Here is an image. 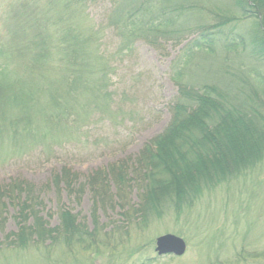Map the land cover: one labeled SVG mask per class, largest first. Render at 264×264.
I'll use <instances>...</instances> for the list:
<instances>
[{
  "label": "trees",
  "instance_id": "obj_1",
  "mask_svg": "<svg viewBox=\"0 0 264 264\" xmlns=\"http://www.w3.org/2000/svg\"><path fill=\"white\" fill-rule=\"evenodd\" d=\"M105 1L110 5L103 26L94 22L88 9ZM231 1L245 19L235 16L232 22L250 25L249 42L242 39L241 44L254 60L263 61L264 0ZM199 8L204 7L197 0H0V169L32 158L41 163L88 162L103 150L126 149L127 138L134 134V124L130 127L128 120L135 113L125 112L116 102L114 63L139 42L161 51L162 40L178 39L191 16L203 13ZM226 22L228 16L220 15L213 28ZM208 28L201 27L202 36ZM107 32L116 43L104 42ZM216 42L202 38L191 48L213 53ZM223 46L230 50L237 45ZM186 71L174 73L178 92L169 105L168 125L143 146L131 173L126 163H116L87 183L102 205L112 203L110 188H115L114 196L130 227L148 225L170 209L180 214L210 188L230 178L247 177L241 172L264 155V89H257L255 82L234 91H229V84L191 85L182 81ZM246 87L249 93L244 92ZM108 125L118 132L116 143L101 137ZM221 141H227L224 153L219 150ZM130 176L140 190L139 202L133 206L126 197L132 188ZM76 183L77 176L66 167L51 180L52 187L61 190L62 186L80 203L84 187L76 191ZM23 186L29 188L22 182L0 188V213L6 200L18 214V232L7 235L0 245L13 254L6 255L7 264L22 257V252L64 248L72 253L82 248L91 253L90 249L114 248L119 243L123 228L114 225L103 233L97 211L91 232L66 210L59 215L60 225L50 229L37 211L41 205H31L38 198L24 192ZM245 256L243 251L235 257ZM260 256L264 259V254Z\"/></svg>",
  "mask_w": 264,
  "mask_h": 264
},
{
  "label": "rangeland",
  "instance_id": "obj_2",
  "mask_svg": "<svg viewBox=\"0 0 264 264\" xmlns=\"http://www.w3.org/2000/svg\"><path fill=\"white\" fill-rule=\"evenodd\" d=\"M197 2L202 3L204 8H199V11L204 10L203 13L200 16H191L184 25L186 31L180 34L178 39L175 37L162 40L161 51L139 42L132 52H125V57L114 63L118 71L113 79L114 89L119 96L116 102L124 107L121 109L125 112L135 113V116L128 120L130 127L134 124V134L127 138L129 145L126 149L120 152L116 151L117 148L113 150L116 152L103 150L104 153L88 162L57 160L41 163L38 158H32L0 169V188L14 182L25 183L29 188L23 186L24 192L30 191L32 196L38 198L31 205H41L35 210L41 213L50 229L60 225L59 215L66 210L91 232L94 229L93 214L97 211L96 218L103 227V233L110 232L114 225L123 228L121 236H116L119 243L114 248L90 249L91 253L88 250L83 251L82 248L73 249L72 253H68L64 248L42 249L38 254L33 251L22 252L24 255L14 258L13 264H142L146 260L147 264H264V259L260 256L264 254V155L241 172L247 177L233 180L230 178L227 182L210 188L192 206L183 207L180 214L176 215L170 209V212H166L161 218L140 228L136 226L137 223L129 226L118 206L119 201L114 196V187L110 188L112 203L102 205L87 184L92 177L98 173L105 174L108 167L116 163H126L130 172L137 164L136 160L143 146L165 129L171 119L169 105L178 92L173 79L176 77L175 72L183 73L188 69L182 81L196 86L203 82H212L211 84L222 87L229 84V91H234L237 87L255 82L258 84L255 86L257 89H264V64L254 60L248 48L241 44L242 39L249 42L250 25L246 22H232L233 17L242 16L237 9L235 11L232 1ZM109 5V2L105 1L89 7L88 13L96 24L105 26L103 15ZM220 15L228 16L230 22H226L223 27L213 28L218 24ZM203 25L210 28L202 36ZM202 38L213 43L217 41L219 45L234 43L237 46L231 47L230 50L220 47L221 49H216L215 54L206 56L191 48L193 42ZM113 40V36L107 32L104 42L111 44ZM114 42L116 43L115 40ZM112 48L115 49L113 45ZM243 78L245 83L242 82ZM249 89L246 87L244 92L249 93ZM123 94L125 95L121 98ZM105 132L102 133V138L113 143L118 141V132L113 131L111 126L108 125ZM224 142L227 143L220 142V153L226 150ZM238 143H234L235 147L240 145ZM224 161L228 163V160ZM232 163L231 161L228 164ZM64 167L77 176L76 191H79L80 186L84 187L80 203L75 196H69L62 186L61 190H56L51 185L52 177L60 174ZM132 179L134 178L130 176L128 183ZM130 186L131 192L127 191L126 197L131 206L137 205L139 186L134 182H131ZM1 203L6 205L5 210L0 213V245L3 246L5 237L17 233L19 225L17 210L11 206V201L4 200ZM168 206L170 207L169 204ZM166 234L181 237L186 241L187 250L184 255L158 256L155 251L156 239ZM46 245L49 247L51 243L47 242ZM243 251L248 256L236 259L235 256ZM2 252H5V256L0 262L10 263V257L6 255L12 253L0 248V254Z\"/></svg>",
  "mask_w": 264,
  "mask_h": 264
},
{
  "label": "water",
  "instance_id": "obj_3",
  "mask_svg": "<svg viewBox=\"0 0 264 264\" xmlns=\"http://www.w3.org/2000/svg\"><path fill=\"white\" fill-rule=\"evenodd\" d=\"M155 245V251L158 256L173 255L181 257L186 252V244L184 240L172 234L158 237Z\"/></svg>",
  "mask_w": 264,
  "mask_h": 264
},
{
  "label": "bare ground",
  "instance_id": "obj_4",
  "mask_svg": "<svg viewBox=\"0 0 264 264\" xmlns=\"http://www.w3.org/2000/svg\"><path fill=\"white\" fill-rule=\"evenodd\" d=\"M262 64H264V57H263V61H261ZM227 88H225L226 90L229 88L228 86H226Z\"/></svg>",
  "mask_w": 264,
  "mask_h": 264
}]
</instances>
